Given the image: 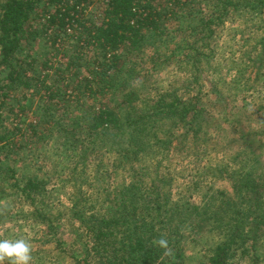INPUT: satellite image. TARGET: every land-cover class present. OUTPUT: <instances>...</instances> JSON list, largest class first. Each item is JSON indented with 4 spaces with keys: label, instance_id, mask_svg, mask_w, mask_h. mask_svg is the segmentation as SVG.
<instances>
[{
    "label": "trees",
    "instance_id": "obj_1",
    "mask_svg": "<svg viewBox=\"0 0 264 264\" xmlns=\"http://www.w3.org/2000/svg\"><path fill=\"white\" fill-rule=\"evenodd\" d=\"M203 1L209 6L206 17L192 27L179 26L188 36L170 42L166 23L192 0H0V118L17 88L38 85L35 93L44 91L40 100L53 114L45 127L41 120L30 124L29 134L40 138L51 130L52 136L73 140L78 150L68 159L64 179L73 188L70 198L54 216L66 214L82 225L77 229L87 240L74 264H261L259 258L264 264V97L255 100L248 93L261 80L252 70L257 63L264 69V39L253 43L255 57H245L246 68L237 69L244 91H219L208 104L200 89L190 92L189 86L144 98L146 85H135L146 49L153 54L147 56L145 79L174 64L188 74V85H201L203 69L214 58L209 41L216 29L240 11L264 21V0ZM39 36L48 49L68 57L63 69H55L54 85L45 84L48 63H40L36 74L32 49ZM169 43L172 51H161ZM84 54L88 60L82 64ZM108 91L111 107L102 98ZM14 145L0 134V155ZM218 150L220 158L213 155ZM161 153L185 154L183 161L191 159L186 165L193 162L191 177L179 184L186 208L175 203L170 209L165 192L170 177L161 163L147 160ZM5 166L3 161L1 184L52 230L45 182L36 176L18 179ZM86 168L93 178L91 200L76 181Z\"/></svg>",
    "mask_w": 264,
    "mask_h": 264
},
{
    "label": "rangeland",
    "instance_id": "obj_2",
    "mask_svg": "<svg viewBox=\"0 0 264 264\" xmlns=\"http://www.w3.org/2000/svg\"><path fill=\"white\" fill-rule=\"evenodd\" d=\"M208 10L209 6L207 2L192 0V4L186 10L180 12L176 18L166 23L165 29L167 30L170 42H178L180 38L182 40L183 37L188 36V33L178 31L179 26L187 28L190 25L192 27L194 25L193 22L196 24L197 20L206 17V12L209 13ZM189 13L192 15H189ZM246 15L245 11L237 12L227 18L222 26L216 29L215 36L209 41V49L213 52L214 58L203 69L201 85H197L196 87L188 85V74H185L183 70H178V66L174 64L157 71L153 77L147 75L148 78L145 79L146 71L151 67L150 62H148L149 57L147 56L153 54L152 50L146 49L143 53L144 57L138 64V70L141 72L138 76L139 80L135 82L138 89L142 83H144V87L146 85L147 89L142 93L145 94L144 98H155V93L157 94L160 90L180 89L189 86L190 92L200 89V95L203 97L202 102L208 104L207 101L209 98H212L211 96L215 94L221 96L219 91L226 93L229 90L244 91L239 85L242 79H238L241 77V73L237 69L243 70L246 68L245 63L247 61L245 62V57L248 55L255 57L252 51L253 43L264 39V21L252 18L253 15L249 18ZM192 16H195V18H191ZM88 17L90 18V15ZM39 27H43V23H40ZM45 41L43 36L37 37V41L34 43L32 49V55L36 59L35 65L38 70L36 74L40 73L43 63H48L50 69L45 73L47 75L45 84L49 86L54 85L55 69H63L68 57L63 51L55 53V51L48 49ZM161 47V51L165 50L164 52L166 53L172 51L173 48L170 43L167 46L163 45ZM258 48L256 51H258ZM84 51L87 53V50ZM210 51H208V54H211ZM53 53L55 56H53ZM67 54H71L70 48ZM81 58L80 63L82 64H84L83 61L88 60L86 54ZM133 59L132 53L127 61H134ZM163 60L164 56L158 63H161ZM223 60L229 64L222 63ZM50 62L53 66H51ZM257 64H255L256 68H253L252 74L254 75L256 70H258L261 74L259 77L261 80L253 89H249L248 91L252 96L251 98L255 100L264 97V69L259 70ZM30 74L31 72L29 71L27 76ZM242 75L244 77L243 72ZM251 77L254 78V76ZM30 86L31 89L22 86L17 88L8 100L5 101V105L2 108L0 134L5 135L9 141L15 142V145L12 146L14 147L13 150L6 151L5 154L0 155V164L2 165L4 161L6 166L13 169L18 179L25 180L29 176H36L45 182L44 203L51 207L45 209V212H47L48 218L53 221V225H51L54 227L50 230V226L47 223H41L31 209L27 208L29 206H27L21 197L18 194H14V191L7 190L10 186L5 187L0 182V240L24 239L27 241L31 245V264H74L73 256L82 254L85 241L87 240L84 232L77 229L81 228L82 225L78 221H69L70 218L66 214L59 219L57 218L58 220L54 219V216L60 213L59 211L65 209L63 207L70 198L69 194L73 188L67 186L64 179L68 173V159H71V156H78V150L73 140L62 135L52 136L51 130L49 133H42L43 136L39 134L40 138L29 134L28 127L30 124H36L41 120L42 125L45 127L47 121L50 119L49 114H53L52 111H47L46 104L40 100V96L44 91L42 90L36 94L35 89L38 85L34 87L31 83ZM67 93L69 94V92ZM112 97L111 91L105 92V95L102 96L104 102L109 107L114 104L110 101ZM102 98L99 97V99ZM226 98L228 97L226 96ZM115 99H117V95L114 97ZM256 103L257 106L253 107L255 111L259 109L258 102ZM70 110L73 111L71 113L74 116L80 117L82 115V112L76 110L74 106ZM47 112L48 116L44 117V114H47ZM220 152V150L215 152L213 154L214 157L220 158L222 155ZM165 154H154L147 157V160L153 164L161 163L162 172L170 177L171 182H167V184L171 183V187H167L165 191L167 192V197L170 199V209L175 203L182 208H186L188 206L185 203L187 198H182L184 197L182 193L185 192L183 189H180L179 184L183 182L185 176L191 177L189 175L194 168L193 162L186 165L191 159L183 161L185 154ZM104 156L103 161L108 157L107 155ZM94 163L92 162V165ZM110 169V165L107 166V170ZM85 170H88L86 176L77 177L76 181L77 185L80 184L82 186L80 187L82 196H86L91 200L92 191L89 186L93 178L91 171L88 168ZM184 190L189 193L187 189ZM38 252L41 253L38 254ZM49 253L54 254L53 260L49 257ZM259 259L262 264L263 259ZM4 264H9V261L5 259Z\"/></svg>",
    "mask_w": 264,
    "mask_h": 264
},
{
    "label": "clouds",
    "instance_id": "obj_3",
    "mask_svg": "<svg viewBox=\"0 0 264 264\" xmlns=\"http://www.w3.org/2000/svg\"><path fill=\"white\" fill-rule=\"evenodd\" d=\"M161 246H166V241H160ZM7 259L9 264H31V245L24 239L0 240V264Z\"/></svg>",
    "mask_w": 264,
    "mask_h": 264
}]
</instances>
